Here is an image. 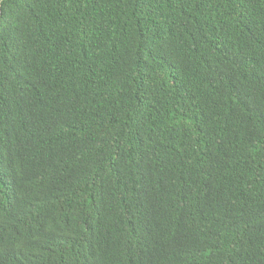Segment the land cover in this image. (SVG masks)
Here are the masks:
<instances>
[{
  "label": "trees",
  "instance_id": "trees-1",
  "mask_svg": "<svg viewBox=\"0 0 264 264\" xmlns=\"http://www.w3.org/2000/svg\"><path fill=\"white\" fill-rule=\"evenodd\" d=\"M0 264H264V0H0Z\"/></svg>",
  "mask_w": 264,
  "mask_h": 264
}]
</instances>
